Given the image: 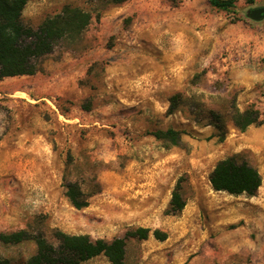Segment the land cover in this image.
<instances>
[{
  "label": "rangeland",
  "instance_id": "374dc122",
  "mask_svg": "<svg viewBox=\"0 0 264 264\" xmlns=\"http://www.w3.org/2000/svg\"><path fill=\"white\" fill-rule=\"evenodd\" d=\"M210 1L28 0L22 21L33 28L65 5L91 18L36 59L34 74L0 80V232L111 240L147 227L167 238L127 239L125 264H264V18L248 17L264 0ZM174 94L181 102L168 114ZM232 102L262 123L241 131L226 120L219 140L204 112L201 122L193 115H225ZM167 128L189 134L166 148L151 132ZM234 154L261 175L252 196L209 182ZM180 177L186 204L168 214ZM70 181L87 206L69 203ZM34 252L32 241L0 242V258L14 264Z\"/></svg>",
  "mask_w": 264,
  "mask_h": 264
},
{
  "label": "trees",
  "instance_id": "16d2710c",
  "mask_svg": "<svg viewBox=\"0 0 264 264\" xmlns=\"http://www.w3.org/2000/svg\"><path fill=\"white\" fill-rule=\"evenodd\" d=\"M109 1L120 4L128 0ZM27 2L28 0H0V80L5 77L34 74L37 70L36 59L50 53L56 42L64 36L80 33L91 18L90 14L81 8L65 5L59 14L46 18L37 28H33L22 21V11ZM210 2L218 7H228L233 0ZM169 100L167 113L171 114L178 109L181 95L174 94ZM201 112H204V118L208 119L206 124H211L216 129L215 136L219 140L225 137L226 120L241 131L250 125L262 123L258 110L241 111L234 102L230 104L225 115L213 109L195 111L193 115L197 122H201ZM151 134L168 148L178 146L182 136L189 133L186 130L167 128L152 131ZM183 181V177H180L172 190L166 210L168 214L179 213L186 204ZM209 182L215 191L252 196L260 187L262 178L253 165L234 154L215 164L209 174ZM65 196L77 209L88 205L87 195L77 181L66 183ZM150 234L161 241L167 238L166 232L160 229L150 230L147 227L127 230L123 236L111 240L93 238L87 233L70 234L60 229H54L52 240H49L41 230L19 229L9 233L0 232V242L5 245H17L32 241L35 252L23 264H80L98 255H104L111 264H125L127 239H147ZM0 264L14 263L8 258H0Z\"/></svg>",
  "mask_w": 264,
  "mask_h": 264
},
{
  "label": "water",
  "instance_id": "95a60500",
  "mask_svg": "<svg viewBox=\"0 0 264 264\" xmlns=\"http://www.w3.org/2000/svg\"><path fill=\"white\" fill-rule=\"evenodd\" d=\"M248 17L252 20L258 21L264 18V6L255 7L248 11Z\"/></svg>",
  "mask_w": 264,
  "mask_h": 264
}]
</instances>
